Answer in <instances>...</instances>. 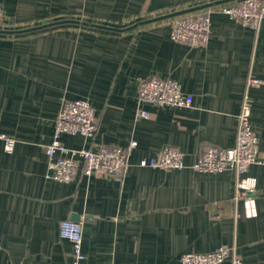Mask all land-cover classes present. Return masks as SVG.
Masks as SVG:
<instances>
[{"label": "crops", "instance_id": "crops-1", "mask_svg": "<svg viewBox=\"0 0 264 264\" xmlns=\"http://www.w3.org/2000/svg\"><path fill=\"white\" fill-rule=\"evenodd\" d=\"M234 1L0 0V264H69L58 225L73 215L83 264H181L183 253L221 245L243 264H264V165L244 173L256 182L252 217L234 200L233 170L190 167L203 145L235 144L245 93L264 158V18L254 28L219 11ZM194 7L210 12L207 42L172 41L181 14L166 15ZM149 76L177 81L191 106L140 104L138 80ZM248 76L262 83L247 85ZM75 99L94 108L98 131L63 134L62 143L94 150L136 141L121 180L80 170L69 182L46 176L61 103ZM165 145L184 153V168L140 165Z\"/></svg>", "mask_w": 264, "mask_h": 264}, {"label": "built area", "instance_id": "built-area-1", "mask_svg": "<svg viewBox=\"0 0 264 264\" xmlns=\"http://www.w3.org/2000/svg\"><path fill=\"white\" fill-rule=\"evenodd\" d=\"M219 11L235 21L250 27H258L264 18V0H237L220 6ZM3 13L0 9V25ZM210 29V12L194 11L181 14L175 20L170 31V39L174 42L191 46L203 45L207 42ZM258 78L248 76L246 84H260ZM137 98L140 104L155 106L190 107L192 96L180 88L177 81L156 76L140 78L137 86ZM250 99L244 94L237 114L235 144L231 147L203 145L191 164V168L200 172H222L233 170L235 174L234 200L241 199L248 217L256 215V190L254 178L244 176L252 164H263L264 158L258 155V137L250 121ZM139 116L148 118L149 113L141 109ZM98 119L94 108L83 99L64 100L55 119L52 140L45 147L47 174L50 179L59 182L71 181L78 170L85 176L102 175L121 180L127 166V158L136 145L132 140L127 146L97 145L92 150L86 147L68 148L62 141L63 134L81 135L92 138L98 131ZM4 149L12 151L14 140L2 136ZM141 166L161 168L165 170L185 167L184 153L174 145L163 146L155 155L140 161ZM59 236L71 244V260L69 264H83L85 255L82 252V227L79 222L64 219L58 225ZM229 260L230 264H243L240 254L234 246L221 245L209 252H186L180 257L181 264H221Z\"/></svg>", "mask_w": 264, "mask_h": 264}, {"label": "water", "instance_id": "water-1", "mask_svg": "<svg viewBox=\"0 0 264 264\" xmlns=\"http://www.w3.org/2000/svg\"><path fill=\"white\" fill-rule=\"evenodd\" d=\"M200 7H194V8H190V9H186V10H182L180 12H174V13H170V14H167L166 16L169 17V16H174V15H177V14H183V13H187V12H191L193 10H196V9H199ZM163 17V16H162ZM155 19H159V18H155ZM70 219L72 220H76V216L73 215Z\"/></svg>", "mask_w": 264, "mask_h": 264}]
</instances>
